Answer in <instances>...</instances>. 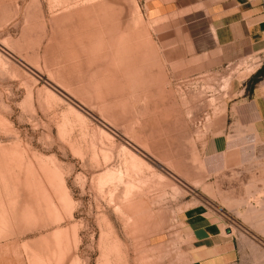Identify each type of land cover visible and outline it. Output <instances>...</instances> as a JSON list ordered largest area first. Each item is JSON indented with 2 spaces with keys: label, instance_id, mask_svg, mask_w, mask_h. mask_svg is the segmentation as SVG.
<instances>
[{
  "label": "rangeland",
  "instance_id": "rangeland-1",
  "mask_svg": "<svg viewBox=\"0 0 264 264\" xmlns=\"http://www.w3.org/2000/svg\"><path fill=\"white\" fill-rule=\"evenodd\" d=\"M202 1L0 0V264H186L198 202L222 210L235 264H264V222L228 213L264 158L208 176L203 152L230 84L264 81L260 55L209 74L163 45Z\"/></svg>",
  "mask_w": 264,
  "mask_h": 264
},
{
  "label": "crops",
  "instance_id": "crops-1",
  "mask_svg": "<svg viewBox=\"0 0 264 264\" xmlns=\"http://www.w3.org/2000/svg\"><path fill=\"white\" fill-rule=\"evenodd\" d=\"M200 5L194 10L202 11L198 21L183 27L181 37L175 38L172 31V37L164 39V47H173L182 63H189L192 56L201 63L202 71L211 74L244 58L264 56V0H204ZM170 10L172 7L157 6L150 8L149 14L156 20L178 14ZM196 13L184 12L180 17L186 23V18ZM143 46L139 40L132 51L140 62L149 53ZM152 46L151 56L155 53ZM250 77L230 84L231 104L227 116L220 120L221 132L218 130L204 143L205 158L218 161L217 166L205 168L208 176L241 169L244 164L264 158V81L249 91ZM247 173L246 181L239 180L233 188L228 213L242 224L262 223L264 167L247 168ZM181 225L190 238V245L182 249L186 264H235L237 240L233 233L228 235L222 210L217 206L193 204L183 212Z\"/></svg>",
  "mask_w": 264,
  "mask_h": 264
},
{
  "label": "built area",
  "instance_id": "built-area-1",
  "mask_svg": "<svg viewBox=\"0 0 264 264\" xmlns=\"http://www.w3.org/2000/svg\"><path fill=\"white\" fill-rule=\"evenodd\" d=\"M259 59H260V67H262L264 65V56L260 55ZM229 67L230 65L227 66V68Z\"/></svg>",
  "mask_w": 264,
  "mask_h": 264
},
{
  "label": "trees",
  "instance_id": "trees-1",
  "mask_svg": "<svg viewBox=\"0 0 264 264\" xmlns=\"http://www.w3.org/2000/svg\"><path fill=\"white\" fill-rule=\"evenodd\" d=\"M260 74H262V73H260ZM260 74H259L258 76H260ZM258 76L255 77V78L251 81V82H252V85H254V84L257 85V78H258ZM255 85H254V86H255ZM252 88H253V87H252ZM252 88H251V89H252Z\"/></svg>",
  "mask_w": 264,
  "mask_h": 264
}]
</instances>
